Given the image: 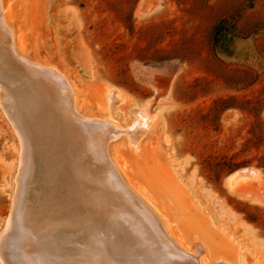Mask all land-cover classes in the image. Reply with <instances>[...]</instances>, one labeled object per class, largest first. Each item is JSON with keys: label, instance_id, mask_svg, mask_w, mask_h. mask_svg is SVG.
I'll return each mask as SVG.
<instances>
[{"label": "rangeland", "instance_id": "rangeland-1", "mask_svg": "<svg viewBox=\"0 0 264 264\" xmlns=\"http://www.w3.org/2000/svg\"><path fill=\"white\" fill-rule=\"evenodd\" d=\"M4 3L17 54L64 72L83 114L112 115L120 132L109 157L144 200L143 188L151 192L169 234L207 252V264H264V0ZM6 58L0 91L14 78ZM11 121L0 101V234L19 158ZM247 167L259 178L240 184L244 194L231 190L228 178ZM50 188L51 212L63 213L68 199L56 182Z\"/></svg>", "mask_w": 264, "mask_h": 264}, {"label": "bare ground", "instance_id": "bare-ground-1", "mask_svg": "<svg viewBox=\"0 0 264 264\" xmlns=\"http://www.w3.org/2000/svg\"><path fill=\"white\" fill-rule=\"evenodd\" d=\"M9 9L0 0V43L7 44L0 58L14 59L11 66L9 63L14 78L8 88L1 87L0 101L12 117L20 145L12 211L0 234V262L207 264V258L201 256L205 253L210 258L207 252L169 234L162 218L167 216L151 192L142 187L144 200L123 180L107 152L109 140L120 132L112 115L83 114L64 72L53 64L17 54L15 44L19 41L8 21ZM6 34L10 42L3 40ZM0 75L10 80L2 69ZM112 92L110 87L105 91L109 103ZM118 95L116 91L115 97ZM140 117L148 128V115L140 112ZM135 146L140 147V139ZM259 176L257 169H241L228 178V186L244 194L240 184ZM49 181L61 186L60 197L68 199L63 213L51 212L56 207L49 204ZM225 260L213 264H234Z\"/></svg>", "mask_w": 264, "mask_h": 264}, {"label": "water", "instance_id": "water-1", "mask_svg": "<svg viewBox=\"0 0 264 264\" xmlns=\"http://www.w3.org/2000/svg\"><path fill=\"white\" fill-rule=\"evenodd\" d=\"M247 168H249V167H247ZM241 169H245V168H241ZM241 169H238V170H241ZM238 170H235V171H238ZM235 171H233L232 173H234ZM232 173H230V174L227 176V178H228ZM227 178H226V179H227Z\"/></svg>", "mask_w": 264, "mask_h": 264}]
</instances>
